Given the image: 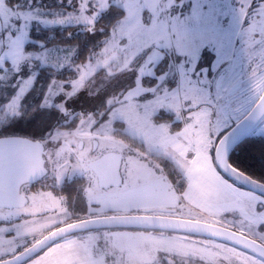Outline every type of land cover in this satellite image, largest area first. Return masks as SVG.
Listing matches in <instances>:
<instances>
[{"label": "rangeland", "instance_id": "rangeland-1", "mask_svg": "<svg viewBox=\"0 0 264 264\" xmlns=\"http://www.w3.org/2000/svg\"><path fill=\"white\" fill-rule=\"evenodd\" d=\"M113 4L126 14L88 61L76 62L73 44L25 50L29 41H39L34 27L94 28ZM251 9L250 0H25L24 7L0 0V122L25 114L28 97L40 96L39 106L61 112L44 140L51 170L41 184L34 183L39 190L33 205L0 209V260L58 224L144 211L236 226L264 240V197L226 177L213 155L221 134L264 89V19L249 22ZM243 27L249 28L245 34ZM104 31L92 29L89 39ZM44 66L76 72L53 77L34 95ZM253 132L264 134V117ZM108 152L121 156L122 180L103 187L90 162ZM165 159L174 169L178 165L184 188L169 178ZM76 177H85L88 204L77 216L61 193L65 181ZM23 264H264V259L214 238L100 228L65 236Z\"/></svg>", "mask_w": 264, "mask_h": 264}, {"label": "water", "instance_id": "water-1", "mask_svg": "<svg viewBox=\"0 0 264 264\" xmlns=\"http://www.w3.org/2000/svg\"><path fill=\"white\" fill-rule=\"evenodd\" d=\"M263 117L264 92L248 113L220 137L214 153L217 166L225 175L262 195L264 181L234 166L230 155L237 145L251 134ZM45 154L46 147L41 140L23 135L0 136L1 207L23 205L22 186L41 180L49 172ZM90 166L107 183H120L122 180L120 157L117 153L109 152L92 161ZM100 228H146L199 235L227 242L264 259V243L234 228L205 220L145 212L107 214L62 224L13 256L0 260V264H23L65 236Z\"/></svg>", "mask_w": 264, "mask_h": 264}, {"label": "trees", "instance_id": "trees-1", "mask_svg": "<svg viewBox=\"0 0 264 264\" xmlns=\"http://www.w3.org/2000/svg\"><path fill=\"white\" fill-rule=\"evenodd\" d=\"M10 6H25V0H7ZM58 5V3L56 4ZM126 11L118 4L110 5L103 12L100 18L96 21L94 28H106L107 31L101 33L98 38L90 40V31L94 28H89L83 25H68L54 26L38 29L33 28V34L39 41H29L25 50H39L46 47H51L55 44L76 45L78 52L76 62L82 63L88 61L95 53H99L106 44V38L109 35L111 27L118 19L125 16ZM39 78L35 85V90H32L36 95V89L40 86L45 87L46 81L53 77L65 79L69 75H75L76 70L72 68L59 69L55 66H44L39 69ZM36 97V96H35ZM29 98L30 102H26L30 109L25 114L18 115V118H11L4 122H0V136L8 135H23L35 140L44 141L50 136V131L54 129L60 119V109L57 106H39L41 97ZM32 100V101H31ZM35 107L34 109H32ZM226 131V130H225ZM221 134V136L225 133ZM122 137L125 136L123 130L120 131ZM127 136V135H126ZM220 136V137H221ZM214 154V152H213ZM231 163L249 175L264 181V134H250L247 136L230 155ZM173 161L163 160L162 165L168 174L169 178L179 187L181 186L182 174L177 167H172ZM176 168V167H175ZM84 180L85 177H77L71 182L76 184L71 187L64 186L61 193L67 195L70 206L75 211V216L79 215L76 211H87L88 204L84 196ZM183 183V182H182Z\"/></svg>", "mask_w": 264, "mask_h": 264}, {"label": "flooded vegetation", "instance_id": "flooded-vegetation-1", "mask_svg": "<svg viewBox=\"0 0 264 264\" xmlns=\"http://www.w3.org/2000/svg\"><path fill=\"white\" fill-rule=\"evenodd\" d=\"M250 2H251V4H252V9H251V14H250V16H251V19H249V22H255V23H259V22H261L263 19H264V17H262V18H259V14L261 13L262 15H264V0H250ZM208 5H210V3L209 4H207V6ZM255 23H251L250 25H254L255 26V29L258 27V25H256ZM250 25H248L249 27H250ZM241 31H243L242 32V34H245V32H247V31H249V28L247 29L246 27H243L242 28V30ZM244 39V38H243ZM264 43V40L263 39H261V41H260V43ZM260 43H257V44H255L254 46H258ZM263 47H264V45H263ZM261 60L260 59H257V63H259V64H261ZM262 65V64H261ZM255 66V65H254ZM264 92V89L258 94V97H257V99H256V101L254 102V104L259 100V98L261 97V95H262V93ZM253 104V105H254ZM250 109H248L247 110V112L249 111ZM246 112V113H247ZM246 113H244V115L246 114ZM244 115H242V117L244 116ZM102 157V156H101ZM45 158H46V161H47V163L49 164V167H50V158H49V154H48V151H47V153L45 154ZM98 158H100V157H98ZM98 158H95L94 160H96V159H98ZM93 160V161H94ZM92 162V161H91ZM90 162V163H91ZM176 166L178 167V165L176 164ZM91 167V166H90ZM92 168V167H91ZM50 170H51V167H50ZM95 171V170H94ZM49 173H50V171H49ZM49 173L47 174V175H45L44 177H43V179H41L42 181L43 180H45L48 176H49ZM98 173V172H97ZM104 176V175H103ZM77 178V177H76ZM99 178H100V180L102 181V183H103V187H107L108 185H110L111 183H107L106 181H104V180H102V177L99 175ZM75 179V178H74ZM73 180V179H72ZM42 181H40V182H42ZM40 182H35L37 185H39V184H41ZM66 182V186L67 187H73V186H75L76 184H73L72 182H71V180H68V181H65ZM36 184H34V183H26V184H24L23 186H22V188H21V192H22V194H23V200H24V202H23V205L22 206H14V207H11V208H7V207H1L0 206V209L1 210H3V209H5V210H15L16 208H22V207H25V206H27V205H33V200H34V193L35 192H37L39 189L37 188V185ZM108 184V185H107ZM29 187V188H28ZM244 188V187H243ZM38 189V190H37ZM71 190H73V188L71 189ZM252 192V191H251ZM62 195H65V194H62ZM67 196V195H66ZM68 198V197H67ZM145 212V211H144ZM146 212H148V211H146ZM164 214H168V213H166V212H164ZM231 227H233V228H235V229H238L236 226H231ZM246 233H248L247 231H245ZM248 234H250V233H248ZM250 235H252V234H250ZM254 236V235H253ZM256 239H258V240H260L261 242H263L264 243V240H262V239H260V238H258V237H256V236H254ZM226 243V242H225ZM232 245V244H231ZM235 246V245H234ZM240 248V247H239Z\"/></svg>", "mask_w": 264, "mask_h": 264}]
</instances>
